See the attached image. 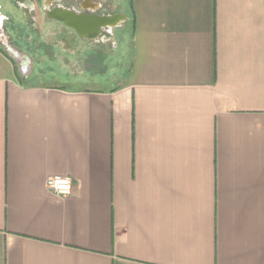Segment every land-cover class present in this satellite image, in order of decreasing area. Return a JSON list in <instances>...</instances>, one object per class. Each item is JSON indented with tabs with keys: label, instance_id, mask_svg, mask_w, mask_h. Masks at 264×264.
Returning a JSON list of instances; mask_svg holds the SVG:
<instances>
[{
	"label": "crops",
	"instance_id": "0c3cea01",
	"mask_svg": "<svg viewBox=\"0 0 264 264\" xmlns=\"http://www.w3.org/2000/svg\"><path fill=\"white\" fill-rule=\"evenodd\" d=\"M128 10L110 87L0 46V264H264V0Z\"/></svg>",
	"mask_w": 264,
	"mask_h": 264
},
{
	"label": "rangeland",
	"instance_id": "374dc122",
	"mask_svg": "<svg viewBox=\"0 0 264 264\" xmlns=\"http://www.w3.org/2000/svg\"><path fill=\"white\" fill-rule=\"evenodd\" d=\"M117 2L122 4V12H126L130 20L123 31L116 32V37H119L117 41L123 48L120 51L114 47L110 48L105 58L93 56L86 59L88 56L84 52L68 51L62 47L63 45H60L58 50L45 46L39 51L36 50L30 43H34L36 39L46 41L49 28L36 33L28 22L30 17L24 18L22 8L17 7L9 0H0L2 39L9 41L8 43L14 49L29 58H31V54L36 53L37 57H43V59L39 58L33 62V75L29 77L31 83H44L53 86L65 84L73 88L90 84L110 87L111 75L114 71L117 73L118 69L119 72L122 69L125 70L130 56L131 14L128 10L129 0H117ZM3 17L6 19L3 20ZM0 46L7 52L1 39ZM65 57L67 58L65 59Z\"/></svg>",
	"mask_w": 264,
	"mask_h": 264
},
{
	"label": "flooded vegetation",
	"instance_id": "af4514ba",
	"mask_svg": "<svg viewBox=\"0 0 264 264\" xmlns=\"http://www.w3.org/2000/svg\"><path fill=\"white\" fill-rule=\"evenodd\" d=\"M9 1L22 8L24 18L30 17L28 22H30V26L36 33L47 27L49 28L46 41L36 39L34 43H30L36 50L43 49V46L58 50L59 46L63 45L62 47L65 50L84 52L88 56L86 59L93 56L105 58L108 50L118 45L114 40L115 32L118 30L123 31L130 20L127 13L122 12V4L118 3L117 0ZM116 15L120 16V20H115ZM88 17L90 20H107L108 22L98 29L89 30V32L81 28L78 31L68 24L77 20L83 22ZM1 19L2 15L0 13V26ZM4 19L6 17H3ZM99 30L100 32H98ZM36 55L37 53L30 55L32 62L39 58L43 59V57H37Z\"/></svg>",
	"mask_w": 264,
	"mask_h": 264
},
{
	"label": "water",
	"instance_id": "95a60500",
	"mask_svg": "<svg viewBox=\"0 0 264 264\" xmlns=\"http://www.w3.org/2000/svg\"><path fill=\"white\" fill-rule=\"evenodd\" d=\"M115 20H120V16L116 15ZM107 22H108L107 20L106 21L105 20H101V21L90 20V18L88 17L87 19H84L83 22L77 20V21H74L73 23H68V24H70L72 27H74L78 31H80L81 29H85L87 32H89V30L93 28L98 29L101 26H104ZM1 28L2 27L0 26V30ZM98 32H100V30ZM0 39L3 45L6 47V50L9 53V55L18 63L19 70L22 72L23 75L27 76L30 73V65L32 62L31 58H29L27 55L21 54L19 51L14 49L8 43V41H6L5 39H2L1 32H0Z\"/></svg>",
	"mask_w": 264,
	"mask_h": 264
},
{
	"label": "built area",
	"instance_id": "2783aa9c",
	"mask_svg": "<svg viewBox=\"0 0 264 264\" xmlns=\"http://www.w3.org/2000/svg\"><path fill=\"white\" fill-rule=\"evenodd\" d=\"M74 185V179L68 176L54 175L47 179L48 189L60 196L72 195Z\"/></svg>",
	"mask_w": 264,
	"mask_h": 264
},
{
	"label": "trees",
	"instance_id": "16d2710c",
	"mask_svg": "<svg viewBox=\"0 0 264 264\" xmlns=\"http://www.w3.org/2000/svg\"><path fill=\"white\" fill-rule=\"evenodd\" d=\"M7 53V52H6ZM8 54V53H7ZM9 55V54H8ZM10 56V55H9ZM11 57V56H10ZM12 58V57H11Z\"/></svg>",
	"mask_w": 264,
	"mask_h": 264
}]
</instances>
